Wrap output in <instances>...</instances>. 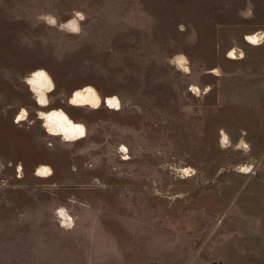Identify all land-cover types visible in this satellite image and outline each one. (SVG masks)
Returning a JSON list of instances; mask_svg holds the SVG:
<instances>
[{"label":"rangeland","instance_id":"obj_1","mask_svg":"<svg viewBox=\"0 0 264 264\" xmlns=\"http://www.w3.org/2000/svg\"><path fill=\"white\" fill-rule=\"evenodd\" d=\"M259 32L264 0H0V264H264Z\"/></svg>","mask_w":264,"mask_h":264},{"label":"bare ground","instance_id":"obj_2","mask_svg":"<svg viewBox=\"0 0 264 264\" xmlns=\"http://www.w3.org/2000/svg\"><path fill=\"white\" fill-rule=\"evenodd\" d=\"M248 40L254 42L255 44L260 43L263 41L264 39V34L262 32L257 33L254 36H248L247 37ZM240 50H236V52L238 53ZM39 74L42 76L43 79H47L49 81V76L46 72H39ZM50 82V81H49ZM53 83V82H52ZM36 85V84H35ZM52 85L49 86V91H51ZM40 90V89H39ZM43 90V88H42ZM41 90V92H42ZM80 91V90H78ZM85 97L88 100H93L96 101L95 103H100L101 101V97L99 96L98 92L93 88V87H88L87 89H84L83 92H75V97H73L72 100H76L77 97ZM42 99L45 98V95L43 94ZM83 99V98H82ZM54 114V112H51ZM52 116V114L50 115ZM56 116V117H55ZM55 116L53 117V121L56 124L62 125L65 133H69V134H73L79 137H82L84 135V129L82 126L78 125V123H74L70 120V118L68 117V115L66 113H64L63 111L57 115V113H55Z\"/></svg>","mask_w":264,"mask_h":264},{"label":"flooded vegetation","instance_id":"obj_3","mask_svg":"<svg viewBox=\"0 0 264 264\" xmlns=\"http://www.w3.org/2000/svg\"><path fill=\"white\" fill-rule=\"evenodd\" d=\"M108 97V96H107ZM107 97H104L103 98V101L106 103L107 106H109L110 108H114V109H117L119 108V105H120V100H119V104H115L113 106L109 105V103L107 102ZM102 102V99L100 101V103ZM20 168V166H18Z\"/></svg>","mask_w":264,"mask_h":264},{"label":"snow or ice","instance_id":"obj_4","mask_svg":"<svg viewBox=\"0 0 264 264\" xmlns=\"http://www.w3.org/2000/svg\"><path fill=\"white\" fill-rule=\"evenodd\" d=\"M61 215H63V212H61Z\"/></svg>","mask_w":264,"mask_h":264},{"label":"crops","instance_id":"obj_5","mask_svg":"<svg viewBox=\"0 0 264 264\" xmlns=\"http://www.w3.org/2000/svg\"><path fill=\"white\" fill-rule=\"evenodd\" d=\"M78 13L80 14L81 12L79 11Z\"/></svg>","mask_w":264,"mask_h":264},{"label":"clouds","instance_id":"obj_6","mask_svg":"<svg viewBox=\"0 0 264 264\" xmlns=\"http://www.w3.org/2000/svg\"><path fill=\"white\" fill-rule=\"evenodd\" d=\"M81 18H83V17H81ZM68 226H70V225H68Z\"/></svg>","mask_w":264,"mask_h":264}]
</instances>
